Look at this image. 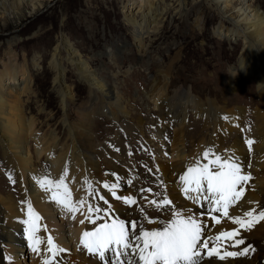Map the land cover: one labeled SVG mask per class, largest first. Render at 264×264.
<instances>
[{
	"label": "bare ground",
	"instance_id": "bare-ground-1",
	"mask_svg": "<svg viewBox=\"0 0 264 264\" xmlns=\"http://www.w3.org/2000/svg\"><path fill=\"white\" fill-rule=\"evenodd\" d=\"M63 1L0 0V33L17 32L24 22L35 18L42 10L50 11L47 9ZM124 2L121 0L122 4ZM125 8L124 23L130 40L121 39L109 47L106 55L111 62L117 64L116 56L125 50L141 57H150L156 50L164 52L160 45H163L166 27L172 23L179 28L178 24L186 20V25L191 24L189 30L202 36L209 22L216 20L212 24L216 39L242 42L239 61L235 60L237 65L228 71L230 86L237 88L241 77L254 78L262 107L256 106L250 114V124L246 125L248 115L244 107L230 109L210 97L203 101L191 88L170 91L172 70L186 49L177 44L175 59L166 71H161L163 81L154 83L146 95L154 110H162L157 115V128L147 136L141 128L143 118H132L134 105L123 97L116 84L101 76L92 61L71 40L67 25L63 23L47 60L63 111L61 122L67 130V139L62 141L51 125L53 114L45 112L44 104L34 101L37 105L34 114L31 110L29 112L31 107H27V102L37 97L31 69L38 72L43 68L42 51L35 53L30 61L23 55L24 62L20 63L17 59L19 53L12 49L17 38L8 36L4 41L5 46H9L5 51L7 61L2 60L3 67L0 68V149L3 160L0 169L11 175L19 197L15 199L11 191L3 193L0 190V264H45V261L50 264H105L99 253H90L80 240L84 232L95 231L105 223L111 225L113 221L117 225L124 221L133 245L128 248L124 264H138V255L134 251L137 242L130 228L131 222L136 223L135 232L139 234L141 228L148 232L163 231L174 220L189 217L194 218L202 229L198 243L199 264H264V219L259 218V213L264 212L263 7L258 0H129ZM45 27L35 35L36 39L48 36L51 28ZM165 46L166 52L174 50ZM3 48L4 45L0 44V50ZM71 70L90 91V99L79 105L76 104V88L74 90L67 81ZM178 100L181 101L178 103L180 111L173 112ZM99 102L102 104L100 112L112 118L118 127L116 134L105 141H101L103 137L97 139L94 131V118L99 112L95 104L100 105ZM73 108L78 113L75 121L71 120L72 115L70 117ZM191 116L205 122L206 133L200 137L189 133ZM133 120L137 121L136 124ZM170 129L173 132L167 142L166 131ZM217 156L221 158L219 163L227 159L229 163L238 164L241 175L249 177L237 185L240 198L229 204L227 215L221 214V220L207 216L216 199L208 198L212 194L207 190L206 181H201L202 190H189L187 194L183 191L186 187H196L195 178L204 165L212 172L220 171L214 164ZM43 160L46 163L41 166ZM101 160L106 163V171L102 170ZM189 168L196 171L189 172ZM182 177H187V182ZM61 179L63 184L59 183ZM126 198L134 203H127ZM249 211L253 212L252 217L245 216ZM233 217H241L244 225L234 223ZM249 222L252 223L250 228L247 226ZM26 229L34 231L33 239L29 238L30 232ZM222 232L232 235L217 240ZM240 239L245 243L235 245ZM204 241H207L206 247L201 246ZM34 247L37 251L33 250ZM245 247L249 248L245 255L226 256L227 252H239ZM111 248L115 252L122 249L115 244ZM213 248L216 253H212ZM253 250L255 254L252 256ZM221 256L225 258L221 259Z\"/></svg>",
	"mask_w": 264,
	"mask_h": 264
},
{
	"label": "rangeland",
	"instance_id": "rangeland-1",
	"mask_svg": "<svg viewBox=\"0 0 264 264\" xmlns=\"http://www.w3.org/2000/svg\"><path fill=\"white\" fill-rule=\"evenodd\" d=\"M128 2L129 0H125L124 4L121 3V0H64L60 5L51 6L47 9V11L49 9L50 11L46 12L42 10L35 18L24 22L20 25L17 32L0 33V44L4 45V48L0 50V68L3 67L2 60L7 61L5 51L9 46L8 44L5 46L4 41L10 35H13L11 36L13 38H17L13 44H10L13 45L12 49L19 53L17 54V59L20 63L24 62L23 55L30 61L35 53L42 51L41 53L44 58L42 63L43 68L38 72L36 69H31L35 81L34 88L37 97H33L32 99L34 100L27 102V107H31V109L29 108V112L31 110L33 114L36 113L37 105L34 101H40L47 109L45 112H51L53 114L50 122L59 133L62 138L61 140L64 141L67 139V130L61 122L63 111L59 104L58 95H56L57 93L53 87V74L52 71L48 69L51 45L54 43L53 40L61 34L63 23H66L71 40L81 50L84 56L92 61L94 67L99 70L101 76L104 77L106 81L111 84H116L118 89L122 92L123 97L130 102L132 106H135H133L134 114H132V118L136 119L139 116L143 118L144 125L141 128H143L147 136H150L157 128V115L162 113V110L158 108L155 109V111L154 105L148 103L146 95L151 92L154 83H159L160 80L161 82L163 81L161 71H166L168 65L175 59L176 47L183 45L186 49L183 50V54L178 58V64H176L175 68L172 70V76L170 77L172 87L170 91L179 89L180 87H186L185 89L191 88L193 91L195 90L194 93L203 101H207V97H210L218 101L217 103L219 105H227L230 109L235 106L244 107L248 115L246 116L247 118L245 117V124L249 125L252 111L256 106L262 107L259 105L262 99L258 93L257 83L253 80L254 78L247 79L241 77L239 79L240 82L238 81L237 88L232 89L230 86L231 77H229V72L231 71V67L237 65L239 61V56L242 51V42L236 41L230 43L226 40L216 39L214 33H212V24H214L216 20H214L213 23L209 22L202 36L201 34H197L195 30H189L191 24H187V26L185 24L186 20L178 24L180 29L176 27V24L172 23L173 25L166 27L165 37L162 40L163 45H160V48H162L164 52L159 53L156 50L150 57H141L135 53L129 54L126 52L127 50H125L121 55L116 56L117 64L110 61L109 57L106 55L109 51V47H112V44L116 43L118 40H130L129 33L124 23L125 11L127 10L125 5ZM258 4L264 9V0H258ZM63 14H65V18ZM44 27L46 29L51 28L49 29L51 32L49 31L48 36L45 35L43 38L36 39L35 35ZM168 37L170 39H168ZM159 41L160 40L157 42ZM179 41L181 42L180 44ZM165 45H168L169 48L174 50L170 53L166 52L168 49ZM181 60L182 62H180ZM145 68H148V70H145ZM67 76L68 84H72L74 90L76 88V104L79 105L81 102L88 101L90 99L88 85L84 81H81L78 75L72 70L68 72ZM179 102L181 101L178 100V102L175 103L176 107L172 109L173 112L177 110L180 111L178 106ZM95 105L98 107L97 111L99 112H97L94 118V125H96L94 131L97 139L101 140L103 137L101 141H105L109 136L116 134L115 131L118 127L114 124L112 118L100 112L101 103L100 105ZM76 108H73L71 110L73 112H70V117L71 115L73 116L71 117L73 121L78 119ZM136 108H138V110H136ZM41 116H43L41 118V120H43L44 113H42ZM97 116H100V118ZM190 119L188 130L191 136L200 137L202 134L206 133L205 122H202L201 119L196 116H191ZM133 121L136 124L137 121ZM110 127L112 128L110 129ZM172 132V129L166 131L168 136L165 137V141H170L169 137L172 135ZM230 139L233 140L232 137H230ZM40 163V165L43 166L46 162L43 160ZM100 163L102 170L106 171V163L103 160H101ZM0 166L3 168L1 149ZM10 176L6 173L5 169H0V190L3 193L11 191L15 199H17L19 193L15 181ZM205 204L207 205V202ZM127 252L128 248H122L116 252L110 248L109 250H105L104 256H100V258L105 264H117V259L124 264ZM119 253L123 254L118 256ZM250 254L253 256L255 251L253 250Z\"/></svg>",
	"mask_w": 264,
	"mask_h": 264
},
{
	"label": "snow or ice",
	"instance_id": "snow-or-ice-1",
	"mask_svg": "<svg viewBox=\"0 0 264 264\" xmlns=\"http://www.w3.org/2000/svg\"><path fill=\"white\" fill-rule=\"evenodd\" d=\"M249 144L252 143L251 140L248 141ZM208 154L205 153V156ZM221 158L216 157L214 164H216L220 171L212 172L208 169L207 165L203 166L200 171V175L195 178V188H184L185 194L191 191L202 190L201 181L207 182V190L212 196L209 199L215 198L217 203L224 201L225 211L224 214L227 215V206L229 201H235L240 198V193L236 191L237 185L240 181H246L249 179L248 176L241 175V169L238 164L229 163L226 159L223 163H219ZM196 171V169L189 168V172ZM183 180L187 182V177H182ZM63 184V179L59 181ZM43 186V182H42ZM55 199V196L53 197ZM119 199V197H117ZM62 202V201H60ZM127 203H134L129 198H126ZM165 203H170L165 200ZM80 203H83L81 201ZM70 211H75V208H70ZM215 210V209H214ZM89 211H92L89 208ZM97 211H99L97 209ZM29 214H32L31 205L29 204ZM245 216L252 217L253 212L249 211L245 213ZM39 219L38 215L36 217ZM259 218L264 219V212L259 213ZM233 222L237 224L244 225L245 221L241 217H233ZM95 223L94 220L91 221ZM24 223H29V221H24ZM83 223V221H81ZM217 223L219 221L217 220ZM249 228L252 223L249 222L247 225ZM137 225L135 222H131L130 228L133 233V237L136 240V245L134 251L138 255V264H199L200 252L198 251V243L201 238V225L192 217L187 220L177 219L170 225H166L163 231H144L143 228L140 229V233L135 232ZM30 232L29 238H34V231L31 229H26ZM232 233H220L216 237L219 240L224 236H231ZM90 238V239H86ZM39 243V240L36 241ZM48 243L52 244L51 237L48 238ZM80 243L91 252H97L101 257L104 256L105 250H109L112 245L121 246L124 249L133 247L131 240L129 239L128 230L125 228L124 221H120L119 225L113 221V224L109 225L107 223L98 226L95 231L84 232ZM244 240H236L235 245L244 244ZM142 245V246H141ZM202 247L207 246V241H204L201 245ZM151 249V250H149ZM37 251V248H33ZM212 253H216L217 250L213 248ZM249 252V248L245 247L239 252H227L226 256H237L245 255ZM123 253H119L118 256ZM224 259V256L220 257ZM45 264H50L49 261H45ZM117 264H122L119 259H117ZM131 264V262H129Z\"/></svg>",
	"mask_w": 264,
	"mask_h": 264
}]
</instances>
